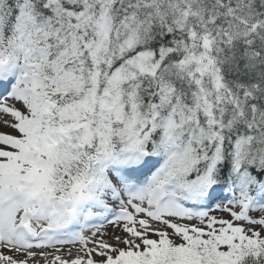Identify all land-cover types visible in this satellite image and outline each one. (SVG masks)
Here are the masks:
<instances>
[{"label":"snow or ice","instance_id":"6c2138e0","mask_svg":"<svg viewBox=\"0 0 264 264\" xmlns=\"http://www.w3.org/2000/svg\"><path fill=\"white\" fill-rule=\"evenodd\" d=\"M0 264H264V0H0Z\"/></svg>","mask_w":264,"mask_h":264}]
</instances>
